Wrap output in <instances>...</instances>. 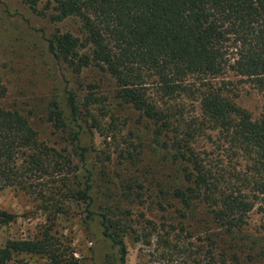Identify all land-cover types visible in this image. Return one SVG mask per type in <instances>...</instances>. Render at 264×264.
I'll return each mask as SVG.
<instances>
[{
  "label": "trees",
  "instance_id": "1",
  "mask_svg": "<svg viewBox=\"0 0 264 264\" xmlns=\"http://www.w3.org/2000/svg\"><path fill=\"white\" fill-rule=\"evenodd\" d=\"M24 1L41 8L52 22L77 23L76 31H59L48 39L49 51L58 60L74 65L77 72L97 64L115 80L120 103L134 106L154 123L155 136L167 131L172 141L166 146L183 163L182 172L159 181L156 202L168 212L175 204L171 216L182 222V232L184 226L191 230L184 220L198 219L199 205L205 203L223 233L237 234L246 223L251 201L241 191L222 189L223 172L202 158L194 142L207 129L216 130L228 143L229 154L243 152L256 172L264 168V101L254 115L236 98L241 86L247 88L245 94L254 90L264 98V0H47L45 7L42 0ZM178 96L197 101L196 122L176 112ZM65 105L54 97L46 108V120L61 139L80 150L74 166L68 158L69 144L52 153L41 142L30 112L0 105V191L15 187L45 198L53 186L48 179L65 169L56 180L74 185L61 186L65 197L83 204L81 213L99 216L104 235L119 246L125 264L127 221L123 211L115 212L119 205L112 202L113 192L107 195L109 200L96 204L89 148L80 144L82 107L71 89L65 93ZM50 203L45 208L56 214L64 209ZM16 218L0 205V225ZM207 221L199 218L198 223ZM52 230L49 226L32 238L7 240L0 245V264H10L15 254L42 259L30 258L24 264H75L67 258L68 245ZM257 236L264 243V234ZM228 252H218L220 264H263L264 251L235 249L232 256Z\"/></svg>",
  "mask_w": 264,
  "mask_h": 264
},
{
  "label": "rangeland",
  "instance_id": "2",
  "mask_svg": "<svg viewBox=\"0 0 264 264\" xmlns=\"http://www.w3.org/2000/svg\"><path fill=\"white\" fill-rule=\"evenodd\" d=\"M46 1H41L42 6H46ZM40 9H34L24 0H0V105L18 108L26 114L30 112L41 142L53 153V149H61L69 142L54 132L46 120V108L54 97L62 99L65 105L67 89L74 91L82 107L78 123L82 126L80 144L89 148L87 160L94 172L96 204L109 200V192H113L112 202L119 205L115 212L123 211L127 221L125 264H220L218 252L229 251L232 256L235 249L245 253L264 251L263 240L257 236L264 234V168L256 172L243 152L229 154L228 143L220 139L216 130L207 129L198 135L194 147L205 161H211L223 172L222 189L227 193L241 191L252 207L241 230L230 235L221 231L209 214L207 204L201 203L198 219L183 222L187 226L191 224V230L187 232L184 226L182 232V222L171 216L176 212L175 204L170 205L173 212H168L156 202L160 200L159 181L166 182L172 174L177 176L182 172L183 163L177 161L166 146L172 141L167 131L155 136L154 123L134 106L120 103L115 80L97 64L82 67L81 72H77L74 65L58 60L49 51L48 39L59 31H76L77 23L52 22ZM80 51L83 53L86 48ZM241 87L237 100L257 115L263 96L254 90L245 94L247 88ZM174 103L179 115L196 122L199 117L196 100L178 96ZM75 148L69 144L72 155L67 157L72 161L71 166L78 163L76 153L80 150ZM60 172L48 179L54 192L46 190L45 198L15 187L0 191V205L17 215L13 223L0 225V245L13 238L38 236L52 226V232L68 245L69 261L122 264L120 248L104 235L99 216L81 213L83 204L65 197L61 186L68 189L74 185L64 186L62 181H56L67 171ZM48 203L62 205L64 209L56 214L45 208ZM199 218L209 221L200 225ZM235 242L237 244L233 245ZM262 253L261 263L264 264ZM30 258L42 260L37 256L15 254L10 264H24Z\"/></svg>",
  "mask_w": 264,
  "mask_h": 264
}]
</instances>
